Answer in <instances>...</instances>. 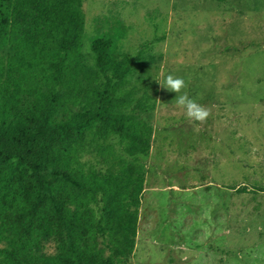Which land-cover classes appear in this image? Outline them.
<instances>
[{"label": "rangeland", "instance_id": "374dc122", "mask_svg": "<svg viewBox=\"0 0 264 264\" xmlns=\"http://www.w3.org/2000/svg\"><path fill=\"white\" fill-rule=\"evenodd\" d=\"M84 12L92 75L95 18L123 21L118 56L133 64L116 99L153 127L131 264H264V192L233 189L264 187V0H84ZM169 74L206 121L176 105L161 85ZM105 145L89 148L85 169L122 154L119 138Z\"/></svg>", "mask_w": 264, "mask_h": 264}, {"label": "trees", "instance_id": "16d2710c", "mask_svg": "<svg viewBox=\"0 0 264 264\" xmlns=\"http://www.w3.org/2000/svg\"><path fill=\"white\" fill-rule=\"evenodd\" d=\"M95 23L92 75L84 0H0V264H131L153 127L116 99L133 64L123 21ZM112 137L122 154L85 169Z\"/></svg>", "mask_w": 264, "mask_h": 264}, {"label": "clouds", "instance_id": "9594fccd", "mask_svg": "<svg viewBox=\"0 0 264 264\" xmlns=\"http://www.w3.org/2000/svg\"><path fill=\"white\" fill-rule=\"evenodd\" d=\"M161 85L168 91L176 93L175 103L185 111V115L189 120L203 123L210 116L209 109L197 103L195 99L190 98L186 91H182L188 87L184 78L169 74Z\"/></svg>", "mask_w": 264, "mask_h": 264}]
</instances>
